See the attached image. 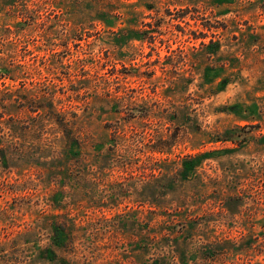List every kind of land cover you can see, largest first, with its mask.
I'll list each match as a JSON object with an SVG mask.
<instances>
[{"label":"rangeland","instance_id":"obj_1","mask_svg":"<svg viewBox=\"0 0 264 264\" xmlns=\"http://www.w3.org/2000/svg\"><path fill=\"white\" fill-rule=\"evenodd\" d=\"M0 264H264V0H0Z\"/></svg>","mask_w":264,"mask_h":264},{"label":"trees","instance_id":"obj_2","mask_svg":"<svg viewBox=\"0 0 264 264\" xmlns=\"http://www.w3.org/2000/svg\"><path fill=\"white\" fill-rule=\"evenodd\" d=\"M193 158V157H192ZM187 164H189V161L187 162ZM57 228H58V230H59V227L58 226H56V229H55V231H56V234H54V243L55 242H59L58 240L57 241H55L57 238H60V232L58 231L57 232Z\"/></svg>","mask_w":264,"mask_h":264}]
</instances>
